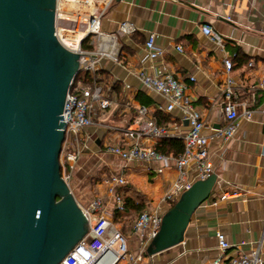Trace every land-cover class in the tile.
Wrapping results in <instances>:
<instances>
[{
    "label": "crops",
    "instance_id": "0c3cea01",
    "mask_svg": "<svg viewBox=\"0 0 264 264\" xmlns=\"http://www.w3.org/2000/svg\"><path fill=\"white\" fill-rule=\"evenodd\" d=\"M123 22L132 23L136 32L120 34ZM204 25L221 35L222 46L211 40ZM100 30L115 35L120 50L117 60H101L94 74L112 105L96 112L94 125L83 133L87 144L84 159L104 161V149L124 141L111 127L126 126L140 105L145 104L160 126L181 134L188 130L182 115L164 111V99L145 89L137 76L141 70L151 75L167 71L187 84V93L202 115L204 134L209 137V160L217 175L210 197L193 213L184 240L147 256L141 264H208L221 254L218 232L230 245H239L240 253L259 249L264 258V92L260 88L264 75V0H113L101 17ZM150 34L165 51L162 62L146 59L145 43ZM115 44L113 49H118ZM226 56L234 63L232 76L240 100L250 104L253 116L251 120L240 118L234 137L224 142L214 130L226 122L222 113ZM144 143L154 144L151 140ZM123 167L129 169L151 207L164 213L170 209L161 198L173 184V169L146 164ZM120 172L124 174L123 169ZM196 177L192 165L189 180L194 183ZM225 194L229 197L222 199ZM129 215H123L127 229L137 216L134 211ZM229 254L237 253L231 250Z\"/></svg>",
    "mask_w": 264,
    "mask_h": 264
},
{
    "label": "water",
    "instance_id": "95a60500",
    "mask_svg": "<svg viewBox=\"0 0 264 264\" xmlns=\"http://www.w3.org/2000/svg\"><path fill=\"white\" fill-rule=\"evenodd\" d=\"M57 2L0 0V264H59L88 233L60 155L68 92L94 56L58 39ZM216 182L213 173L181 195L148 256L184 240Z\"/></svg>",
    "mask_w": 264,
    "mask_h": 264
},
{
    "label": "built area",
    "instance_id": "2783aa9c",
    "mask_svg": "<svg viewBox=\"0 0 264 264\" xmlns=\"http://www.w3.org/2000/svg\"><path fill=\"white\" fill-rule=\"evenodd\" d=\"M112 1L109 0L107 6ZM58 16L57 13V18ZM100 25L101 16L91 17L84 25L83 39L92 37L94 40H102L110 37L118 44L117 37L102 33ZM203 29L213 42L222 46L223 40L218 32L208 25H204ZM135 32L136 27L130 22H123L119 27V33L122 35H132ZM56 34L64 45L58 29ZM82 40L76 50L64 45L72 52L94 56L92 62L80 68V73L90 74L93 81L86 84L81 80L76 82L74 80L63 111V116L67 115V120H63L65 139L61 149L60 164L62 177L69 187L84 159V152L87 148V144L83 142V133L94 125L96 112L106 111L112 105L110 97L105 92L103 85L95 80L94 74L98 70L101 60H117L120 50L119 44L117 51L113 49V45L104 49L101 44L95 50L84 49ZM176 48L179 52H183L181 46ZM145 49L148 61L162 62L165 51L156 45L154 34L148 36ZM223 66L225 78L222 113L226 122L225 125L214 131L218 138L227 142L234 137L240 118L251 120L253 111L250 110L248 102L240 100V95L236 91V81L232 76L234 69L232 58L226 56L223 59ZM137 76L145 89L164 99V111L167 113L177 111L182 115V120L187 122L188 130L181 134L160 126L155 118L150 116L149 109L140 105L135 118L126 126L111 127V130L123 136L124 141L108 145L104 149V154L117 159L124 166L146 164L156 165L161 169H173L175 171L173 184L161 198V202L171 207L177 203L184 192L192 187L193 182L189 180V169L192 165L197 170V181L205 180L214 173L207 149L209 137L204 134L202 115L188 95L186 83L167 71L161 75H151L141 70ZM191 80L194 78L191 77ZM260 88L264 92V75L260 81ZM241 109L242 112H240ZM165 138L182 140L183 152L176 156L159 152L157 150L158 143ZM146 140H151L154 144L147 145L144 143ZM114 183L116 188H114L110 199L115 198L118 186L126 184L124 180H114ZM228 197L229 195L225 194L222 199ZM116 199L119 201V198ZM77 203L88 220V233L59 264H141L145 260L148 256L147 249L160 230L165 214L163 211L150 206L142 214L136 216L132 225L127 229V226L124 225L123 204L118 202L116 207L112 208L111 205H102L100 199L87 205H82L78 201ZM216 238L221 254L208 264H264V258L260 255L259 249L253 250L250 254L240 253V246L230 245L223 233L218 232ZM231 250H235L237 254L230 255L229 251Z\"/></svg>",
    "mask_w": 264,
    "mask_h": 264
},
{
    "label": "rangeland",
    "instance_id": "374dc122",
    "mask_svg": "<svg viewBox=\"0 0 264 264\" xmlns=\"http://www.w3.org/2000/svg\"><path fill=\"white\" fill-rule=\"evenodd\" d=\"M90 4L93 6L95 0H58L57 13L59 14V20L57 22V29L59 31L66 30L63 32L61 31L62 35L68 34L74 37L76 35L75 31L80 28L76 26L77 22H79V24L82 23L80 30H82V32L85 31L84 25H86L91 18L92 7ZM106 8L107 6L103 8L99 16L102 17ZM82 14L87 15L83 16ZM86 41L87 46H91L93 50L102 43V40H94L92 37H88ZM92 41H94L93 44H91ZM119 162L120 161L107 155L104 157V161H99V159L97 161L93 158L83 159L73 180L70 182V188L75 199L82 205H87L94 200L100 199L102 205H111L112 208H115L119 202V204H123V213L128 217L127 215L130 214V211H133V204L145 200L146 194L138 188L134 180H132L130 171H128L129 169H124L123 164L120 163L119 165ZM122 169L124 174L127 175L124 179L126 184L117 190L115 198L110 199L114 188H116L114 181L111 182L110 176L120 172ZM116 198H119V201H117ZM126 220L129 221L130 219Z\"/></svg>",
    "mask_w": 264,
    "mask_h": 264
},
{
    "label": "trees",
    "instance_id": "16d2710c",
    "mask_svg": "<svg viewBox=\"0 0 264 264\" xmlns=\"http://www.w3.org/2000/svg\"><path fill=\"white\" fill-rule=\"evenodd\" d=\"M86 40H84L82 43L83 48L88 49V50H93L91 46H87ZM79 80L83 81L86 84L91 83L93 81L92 76L90 74L85 75L83 73H79L76 76L74 82L79 81ZM157 150L163 154H166V155H175L176 156V155H179L183 152L184 144H183L182 140H180V139L165 138V139H162L158 143ZM175 204H173L170 207V209L172 207H174ZM149 207H150V205H149L148 201L145 199L142 202L134 203L132 206V209L136 213V215L138 216V215L142 214L145 210H147Z\"/></svg>",
    "mask_w": 264,
    "mask_h": 264
},
{
    "label": "bare ground",
    "instance_id": "6f19581e",
    "mask_svg": "<svg viewBox=\"0 0 264 264\" xmlns=\"http://www.w3.org/2000/svg\"><path fill=\"white\" fill-rule=\"evenodd\" d=\"M75 1V0H74ZM109 0H95V4L93 6H90L92 7V11H91V17L93 16H99L102 11H103V8L108 4ZM81 14V13H80ZM89 14V13H88ZM83 15V14H82ZM85 15V14H84ZM83 15V16H84ZM87 15V14H86ZM85 15V16H86ZM81 16V15H79ZM82 18V17H81ZM67 19V18H66ZM84 19V18H83ZM59 20V16L57 18V22ZM76 21V20H75ZM73 23V22H72ZM82 24V23H81ZM81 24H79V22L76 23V26L77 27H80L78 28L75 32H76V35L74 37H71V35H68V34H63L62 35V32L63 31H66V30H60V35L61 36V39L64 43V45L68 46V47H72V50H76L78 45L80 44L81 40L83 39L84 37V32H82L81 29ZM75 26V27H76ZM73 27V26H72ZM76 29V28H75ZM56 31H57V28H56ZM62 31V32H61ZM116 42L112 41L110 37H106V38H103L102 39V48L106 49L108 48L110 45H113L115 44ZM116 45V44H115ZM114 45V46H115ZM117 48V45L116 47ZM118 49H115V51H117ZM126 178V176L124 174H122V172L120 173H116V174H113L110 176V180L111 182L114 181V180H117V181H121V180H124Z\"/></svg>",
    "mask_w": 264,
    "mask_h": 264
}]
</instances>
